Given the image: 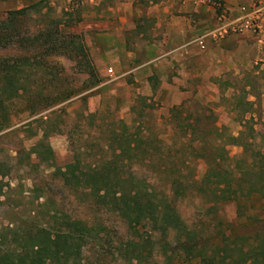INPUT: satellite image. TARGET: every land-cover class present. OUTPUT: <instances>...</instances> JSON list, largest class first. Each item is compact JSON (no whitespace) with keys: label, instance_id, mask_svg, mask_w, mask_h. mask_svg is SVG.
<instances>
[{"label":"rangeland","instance_id":"rangeland-1","mask_svg":"<svg viewBox=\"0 0 264 264\" xmlns=\"http://www.w3.org/2000/svg\"><path fill=\"white\" fill-rule=\"evenodd\" d=\"M35 2L40 10L27 19L29 31L58 25L62 34H76L93 72L64 53L43 56L40 50L0 46V59L35 61L22 74L0 129V236L54 231L70 217L95 231L81 243L80 264H164L160 235L146 222L136 224V236L113 211L59 178L58 169L74 156L92 165L120 153V171L144 181L158 197L165 195L203 244L219 243L224 232L230 247L239 235L237 247L251 245L264 253V221L259 220L264 198L247 193L260 184L264 62L250 34L220 28L242 14L238 6L264 5V0H201L197 6L193 0H0V15ZM163 6L175 18L198 8L191 12L193 32L184 36L191 48L187 57L159 45L154 14ZM202 34L212 38L200 50L192 40ZM206 57L233 62L206 65ZM184 58L193 61L199 76L179 73ZM205 71L211 73L207 79L201 75ZM36 146L39 152L49 147L51 157L36 155ZM223 179L231 189L242 185L236 199L215 198L214 181L222 187ZM173 237L170 232L163 238L169 247ZM127 240L147 241L139 260L120 256ZM167 253L169 264H183L182 257ZM256 264H264V257L258 255Z\"/></svg>","mask_w":264,"mask_h":264},{"label":"trees","instance_id":"trees-1","mask_svg":"<svg viewBox=\"0 0 264 264\" xmlns=\"http://www.w3.org/2000/svg\"><path fill=\"white\" fill-rule=\"evenodd\" d=\"M38 2L26 7L8 10L0 15V46L14 44L27 50H40L43 56L54 53H64L71 58H78V66L88 69L92 74V66L87 60L85 47L76 34H62L46 26L32 32L29 31L27 19L31 12L39 11ZM35 62V61H34ZM29 56L0 59V129L8 120V103L18 96L21 88L22 74L34 66ZM240 135V134H239ZM238 137H230L232 143H237ZM41 146L40 144H38ZM126 146H130L129 142ZM37 146L33 149L36 155L44 159L51 157L49 147L40 152ZM261 164L257 167L258 187H252L248 194L254 193L264 198V153H257ZM263 161H262V160ZM120 153L110 159L101 160L99 164L84 165L76 156L71 162L58 169L59 178L64 184L80 189L93 197V202L113 211L122 219L136 236L140 237L135 228L136 224L146 222L149 229L160 235L164 264H169L170 253L182 257L183 264H256L258 255L264 257L263 250L251 245L244 249L236 246L239 235H234L230 247L229 235L221 232L220 242L205 245L200 241V235L189 228L179 217L174 206L165 195L158 197L152 189L145 185L132 173L123 174L119 169ZM208 177V175H205ZM216 182V199H236L242 192V185L230 188L229 179H223L224 186ZM173 183H178L173 181ZM214 190V191H215ZM54 215H51V218ZM54 231L37 228L32 231L16 233L11 231L10 237L0 236V264H80L79 250L81 243L91 236L93 227L84 220L65 218ZM264 221L263 219H259ZM174 234L173 245L163 238L168 233ZM5 246V247H1ZM164 246H166L164 248ZM168 246V247H167ZM148 247L146 240H127L119 247L120 256L128 260H139ZM226 250L235 252V257L226 255Z\"/></svg>","mask_w":264,"mask_h":264},{"label":"crops","instance_id":"crops-1","mask_svg":"<svg viewBox=\"0 0 264 264\" xmlns=\"http://www.w3.org/2000/svg\"><path fill=\"white\" fill-rule=\"evenodd\" d=\"M201 2V0H193V3L197 6L199 3ZM251 5H240L237 7V12L239 13H243L249 10ZM182 8L183 11H185V7H180ZM198 8L194 7L191 11V9L188 11V17H173V15L170 13V10L168 9V7L163 6L162 7V13H155L154 16L159 17V19L157 18V22H158V33L161 35V39L159 40V45L161 46H168L170 48H174L175 51H177L181 56H185V53L187 50H190L191 48H187L185 47L187 42H184V36H186V34L188 33H192L193 29H194V25L193 20L190 19V17L193 16V14L191 12H197ZM196 15V14H194ZM162 16V17H161ZM209 35H199L193 38V42L194 45L200 49L203 50L205 48V46L208 43H211V36L208 37ZM200 38L202 40V45L200 46L196 39ZM152 46H154V44H151ZM203 62H205L206 65H211L212 63H222V65L225 64H232V58L231 57H226V59H215L213 60V58H207L203 59ZM193 61L191 59H181L180 63H179V67H180V71L179 73L182 74V72H188L193 76H199L200 72L197 71L196 68H194L193 66ZM211 73L210 72H203L201 73V75H203L206 79L208 78L207 76H209ZM211 85V83H209ZM249 97H254L253 93H247ZM260 96H264V92L260 93ZM249 100V99H248ZM254 105V104H253Z\"/></svg>","mask_w":264,"mask_h":264},{"label":"built area","instance_id":"built-area-1","mask_svg":"<svg viewBox=\"0 0 264 264\" xmlns=\"http://www.w3.org/2000/svg\"><path fill=\"white\" fill-rule=\"evenodd\" d=\"M220 28L222 32L230 30L250 34L257 43L260 52L259 60L264 62V5H251L248 11L222 24ZM196 41L200 46L202 45L200 38ZM107 72L111 73V70L108 69Z\"/></svg>","mask_w":264,"mask_h":264}]
</instances>
